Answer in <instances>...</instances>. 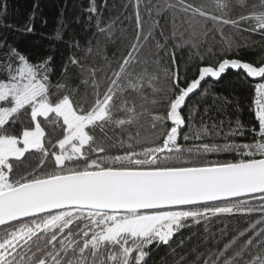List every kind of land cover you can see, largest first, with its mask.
<instances>
[{"label": "snow or ice", "instance_id": "6c2138e0", "mask_svg": "<svg viewBox=\"0 0 264 264\" xmlns=\"http://www.w3.org/2000/svg\"><path fill=\"white\" fill-rule=\"evenodd\" d=\"M128 2L135 35L106 74L116 17L105 0L81 6L83 43L63 23L50 37L69 48L55 84L51 52L32 61L0 36V264H150L153 248L175 256L185 241L173 237L194 226L173 264H264V54L242 61V45L222 27L198 28L208 14L187 0ZM252 7L264 10V0ZM229 23L264 42V12ZM148 41L159 52L133 57ZM229 69L259 78L251 103L211 90ZM255 212L262 218L243 219Z\"/></svg>", "mask_w": 264, "mask_h": 264}, {"label": "trees", "instance_id": "16d2710c", "mask_svg": "<svg viewBox=\"0 0 264 264\" xmlns=\"http://www.w3.org/2000/svg\"><path fill=\"white\" fill-rule=\"evenodd\" d=\"M105 2L106 5L110 6L109 13H106V15H114L116 17L113 21L116 26L112 28L116 40L114 43L108 44L109 50L113 47L115 48L116 55L109 60L100 62L103 72L106 74L112 67H115L119 59L127 53L135 35L136 24L132 20L133 9L129 6L128 0H105ZM151 2L153 4L160 2L161 6H163L162 0H151ZM87 3L88 0H0V36H6L9 43L15 44V46L25 53L32 61H40L51 52L55 57L53 61L55 71L52 73V82L55 84L57 80L62 79L61 68L64 64V60L69 55V48L65 44H55L50 37L63 23L67 31H75L80 42L83 43L88 34L82 31L83 25L77 23L76 20L81 14V6L83 5L86 7ZM144 3L145 0H141V8H143ZM172 3L176 4L177 0H172ZM187 3L195 5L198 11L208 14L206 16L197 17L200 21V23L197 24L198 28H201L204 24L212 25L216 28L222 27L225 36L230 37L242 45L239 55L242 61L256 63L258 62V58L264 54V42H262L259 34L243 30L237 31L235 27L229 23V21L235 20L238 16H244L247 13L264 12V10L260 8H253L252 0H187ZM242 3L247 4V6L242 8L232 7V5ZM178 6L183 7L184 0H180ZM225 8H227L228 11H225ZM181 14L182 13H177V18ZM30 17L33 18L30 20ZM159 19L161 26L166 29L167 17L164 18L161 16ZM29 23L34 25V32L31 34H26L19 30L13 31L11 28L6 27L7 25H12L16 29H22ZM148 26V24H145V29H147ZM111 27L110 25V28ZM213 27H209L208 29V31L212 33L208 38V43L213 45L216 49H220L222 47V37L215 33ZM121 37L123 38L121 39ZM151 43V41L145 43L142 51L139 48L134 50L133 57L138 52L140 59L143 60L145 57H151L158 53L159 48L151 46ZM54 44L55 46L51 47ZM181 55H186V53H177L178 58ZM132 62L130 58L129 64ZM158 66L159 65H153V67ZM136 67L137 70H139L140 66L137 65ZM127 68L128 65H123L118 75H124ZM191 75L192 73L190 72L189 76ZM257 79L258 78H248V81H245L241 78L237 70L229 69L222 75L219 81L214 79L210 81L212 85L211 90L225 96L238 93L242 101L251 103L254 97L255 81ZM103 82L104 81H102V83ZM73 83H76V81L73 80ZM84 93L85 88L81 86L78 95L84 97L82 102L87 100ZM250 115L251 114L246 109L244 114L245 121L248 120ZM145 131H147V126ZM108 134L111 137L113 131H109ZM115 136L117 138L120 136L119 130H115ZM209 158L232 159V156L225 155ZM31 163L36 164V158H33ZM254 203L258 204V202ZM261 218V213L259 212L246 214L243 217L245 221L252 222ZM210 227L213 230H217L220 224L218 221H214ZM257 227H259V225H257ZM193 232L199 233L200 226H194L191 230L185 228L173 237V241H185L183 245H174V247H176L175 256L169 254L170 250L166 246L153 248L152 254L149 257L150 264H173V260L178 258L181 253H187L189 246L195 242V236L192 237V240L188 239Z\"/></svg>", "mask_w": 264, "mask_h": 264}, {"label": "water", "instance_id": "95a60500", "mask_svg": "<svg viewBox=\"0 0 264 264\" xmlns=\"http://www.w3.org/2000/svg\"><path fill=\"white\" fill-rule=\"evenodd\" d=\"M258 79H259V78H258ZM258 79H257V80H258Z\"/></svg>", "mask_w": 264, "mask_h": 264}]
</instances>
